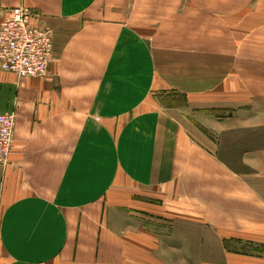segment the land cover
Here are the masks:
<instances>
[{"label":"crops","instance_id":"obj_1","mask_svg":"<svg viewBox=\"0 0 264 264\" xmlns=\"http://www.w3.org/2000/svg\"><path fill=\"white\" fill-rule=\"evenodd\" d=\"M15 7L52 53L0 69V264H264V0Z\"/></svg>","mask_w":264,"mask_h":264},{"label":"built area","instance_id":"obj_2","mask_svg":"<svg viewBox=\"0 0 264 264\" xmlns=\"http://www.w3.org/2000/svg\"><path fill=\"white\" fill-rule=\"evenodd\" d=\"M26 7L9 9L0 21V69L18 78L46 76L52 53L50 31L33 24ZM14 118L0 114V166H5L12 148Z\"/></svg>","mask_w":264,"mask_h":264},{"label":"rangeland","instance_id":"obj_3","mask_svg":"<svg viewBox=\"0 0 264 264\" xmlns=\"http://www.w3.org/2000/svg\"><path fill=\"white\" fill-rule=\"evenodd\" d=\"M16 77V76H15ZM18 78V77H16ZM188 115L189 116H192V112H188ZM196 121V119L194 120V122ZM205 132V131H204ZM254 137V136H252ZM215 138V137H214ZM235 140L233 141L232 139H228V142H225L227 143V145H222L221 146V151H220V155L223 156L224 158L226 157L228 160H231L232 162L234 161L235 163H232L234 165L238 164V156H240V153L238 152V148L239 146L236 145V138H234ZM263 140H264V137H263ZM226 141V139H225ZM255 146V145H254ZM257 146H264V143L262 142V144H257ZM240 170H244V168H240ZM254 249H250V248H236V253H243V252H255V250L253 251Z\"/></svg>","mask_w":264,"mask_h":264}]
</instances>
